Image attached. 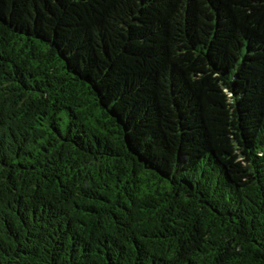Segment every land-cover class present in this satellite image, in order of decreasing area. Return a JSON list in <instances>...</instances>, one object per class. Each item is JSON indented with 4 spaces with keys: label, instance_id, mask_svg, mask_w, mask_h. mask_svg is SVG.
<instances>
[{
    "label": "trees",
    "instance_id": "trees-1",
    "mask_svg": "<svg viewBox=\"0 0 264 264\" xmlns=\"http://www.w3.org/2000/svg\"><path fill=\"white\" fill-rule=\"evenodd\" d=\"M0 264H264V0H0Z\"/></svg>",
    "mask_w": 264,
    "mask_h": 264
}]
</instances>
